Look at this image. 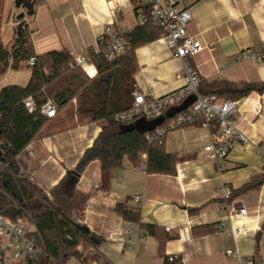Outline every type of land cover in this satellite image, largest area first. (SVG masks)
Masks as SVG:
<instances>
[{
	"label": "crops",
	"instance_id": "0c3cea01",
	"mask_svg": "<svg viewBox=\"0 0 264 264\" xmlns=\"http://www.w3.org/2000/svg\"><path fill=\"white\" fill-rule=\"evenodd\" d=\"M18 13L11 0H3L0 38L7 49L15 40L13 17ZM190 14L187 35L205 47L189 59L198 73L199 88L202 94L238 102L234 120L256 147L236 142L225 159L214 160L202 154L211 131L190 125L164 136V150L181 158L172 176L148 174L143 163L135 166L126 157L105 183L98 160L90 161L76 176V166L103 122L79 116L72 98L16 156L23 178L50 201L59 198L65 216L100 239L96 248L79 243L77 257L65 264H165L166 257L181 264H238L226 250L264 261V183L238 192L252 180L264 179V90L254 89L264 83V60L231 63L238 52L257 51L262 45L264 0H200ZM107 24L124 36L138 27L129 0H36L34 14L25 18L36 55L61 50L72 57L91 55ZM134 53L135 91L158 98L183 86L180 62L158 38L140 44ZM20 66L29 68L21 80L15 76ZM87 71L89 80L96 78L95 66ZM30 75L27 62H20L0 77V90L25 86ZM225 186L235 192L232 202L248 211L244 221H233L244 228L241 236L230 233V222L220 210ZM120 204L138 211L139 221H125L115 210Z\"/></svg>",
	"mask_w": 264,
	"mask_h": 264
},
{
	"label": "trees",
	"instance_id": "16d2710c",
	"mask_svg": "<svg viewBox=\"0 0 264 264\" xmlns=\"http://www.w3.org/2000/svg\"><path fill=\"white\" fill-rule=\"evenodd\" d=\"M129 1L134 13L141 9L146 15L142 0ZM2 6L3 0H0V30ZM160 33L161 29L152 23L135 28L125 36L128 46L122 54L112 61L102 57L93 59L97 70L93 80H89L81 68L73 66L72 56L66 50L36 55L25 25L15 34L10 49L3 46L0 38V76L9 68L15 69L20 62L35 57L25 86L9 85L0 90V145L5 144L0 157L3 164L0 171V214L13 221L25 219L34 227L45 253L38 264H65L68 259L77 257L75 248L80 242L96 248L100 239L84 226L69 220L62 211L63 204L59 198L50 201L20 174L16 156L48 121L38 111L28 112L23 100L32 96L39 108L42 101L49 98L59 108L75 98L79 116L103 122L101 132L76 166V176L90 161L98 160L102 182L105 183L109 172L120 168L125 157L135 166L143 163L148 174L172 176L181 158L167 153L163 147L164 141L162 144L149 142L145 133L136 130L122 132L121 125L113 117L116 112L126 109L132 100L135 90L133 75L137 71L135 48L156 40ZM254 89L264 90V83ZM167 122L168 119L163 125ZM263 183V178L252 180L238 192L257 189ZM234 195L235 192H231L229 201ZM115 210L125 221H139L138 211L129 210L125 205H117ZM168 258H165V264H181L177 258L172 257L171 261Z\"/></svg>",
	"mask_w": 264,
	"mask_h": 264
},
{
	"label": "built area",
	"instance_id": "2783aa9c",
	"mask_svg": "<svg viewBox=\"0 0 264 264\" xmlns=\"http://www.w3.org/2000/svg\"><path fill=\"white\" fill-rule=\"evenodd\" d=\"M198 1L200 0H142L147 13L145 15L141 9L135 13L138 26L152 23L161 29L158 40L170 51L172 57L180 62L184 84L179 89L158 98H147L134 90L128 107L116 112L113 117L119 125L132 124L139 118L152 120L179 106L188 97L194 96L195 101L190 106L174 114L165 125L164 121L153 131L145 133L146 138L149 142L157 141L158 144H162L163 137L168 132L190 125L199 126L211 131L210 141L203 147L202 154L214 160H223L233 150L236 142L253 147H256V144L236 125L234 115L237 111V101L219 100L214 95L202 94L199 91V76L189 59L203 51L205 47L198 39L187 35V27L192 20L190 10ZM112 16H116L115 11ZM127 46L126 37L113 30L112 24H107L97 38L96 47L91 55H74L72 64L90 76L87 67L95 66L94 58L102 57L106 61H112L123 53ZM247 60L255 62L264 60V41L257 51L238 52L231 63ZM34 63L35 57L32 56L27 64L32 67ZM23 104L28 112L38 111L47 119L54 118L58 112L56 103L49 98L44 99L39 108L32 96L26 97ZM2 168L3 164L0 161V171ZM230 196L231 190L223 187L220 210L230 222L228 230L237 237L243 235L245 230L241 225H234L233 221L236 219L244 221L248 211L244 206H237L229 201ZM134 199L136 202L139 200L138 197ZM222 226L224 227V224ZM225 253L230 257H237L238 264H264L263 260L255 256L243 257L233 250H226ZM44 254L39 235L35 231H30L20 220L13 221L0 214V264H38ZM168 260L171 261L172 257Z\"/></svg>",
	"mask_w": 264,
	"mask_h": 264
},
{
	"label": "water",
	"instance_id": "95a60500",
	"mask_svg": "<svg viewBox=\"0 0 264 264\" xmlns=\"http://www.w3.org/2000/svg\"><path fill=\"white\" fill-rule=\"evenodd\" d=\"M36 0H13V6L16 10H21L17 15H15L14 21L16 25L13 29V33H18L23 26L25 25V18L31 17L34 14V6ZM195 101L194 96L188 97L183 101L179 106L167 110L163 115L152 119L146 120L145 118H139L132 124L121 125L120 129L122 132H130L136 130L140 133H148L153 131L156 127L160 126L166 119L171 118L174 114L180 112L181 110L186 109ZM5 144L0 145V157L1 151L4 148Z\"/></svg>",
	"mask_w": 264,
	"mask_h": 264
},
{
	"label": "rangeland",
	"instance_id": "374dc122",
	"mask_svg": "<svg viewBox=\"0 0 264 264\" xmlns=\"http://www.w3.org/2000/svg\"><path fill=\"white\" fill-rule=\"evenodd\" d=\"M11 5H12V7L14 8V6H13V0H11ZM9 4H8V9H9ZM15 9V8H14ZM15 11H16V13H18V11L19 10H16L15 9ZM14 19V18H13ZM3 39H4V43L6 44L7 43V34L6 33H3ZM29 67V66H28ZM27 71H29V68H26V67H23V66H20L19 68H18V70H17V72H18V74H15V76L16 75H18V77H19V79L21 80V77L23 76V75H25L26 73H27ZM5 75V74H4ZM3 76V75H2ZM2 76H0V77H2ZM14 75L12 74V77H13ZM10 80H11V78H10ZM21 82V81H20ZM8 84V83H7ZM20 220V222L23 224V225H25L29 230H32V225L28 222V221H26L25 219H19ZM81 243V242H80ZM88 244V243H87ZM89 245V244H88Z\"/></svg>",
	"mask_w": 264,
	"mask_h": 264
}]
</instances>
